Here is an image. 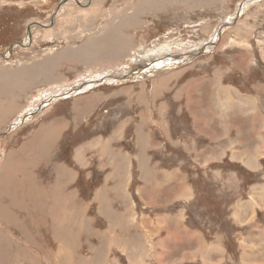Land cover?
<instances>
[{"label":"rangeland","instance_id":"obj_1","mask_svg":"<svg viewBox=\"0 0 264 264\" xmlns=\"http://www.w3.org/2000/svg\"><path fill=\"white\" fill-rule=\"evenodd\" d=\"M95 92L120 98L56 147L39 134ZM0 105V165L33 166L49 216L0 228V264H264V0H0ZM62 170L76 210H54Z\"/></svg>","mask_w":264,"mask_h":264},{"label":"crops","instance_id":"obj_2","mask_svg":"<svg viewBox=\"0 0 264 264\" xmlns=\"http://www.w3.org/2000/svg\"><path fill=\"white\" fill-rule=\"evenodd\" d=\"M152 72L153 71H150L151 74ZM95 82H101V81L96 80ZM121 94L122 92H120L118 95ZM89 97L90 98L81 99L80 102H76V101L66 102L67 99H62L56 101L54 104L51 103L50 104L51 107L48 106L47 112L45 113L43 112L40 115V117H43L44 115L50 113L51 111H53L55 116L51 117L50 120L47 121L46 125L39 126L40 134L43 132V130L46 127H49V129L55 131L54 133L56 136L55 139L53 140L54 142H51V144L55 145L59 142L61 143L63 134H65L67 131L71 129L74 130L77 129L78 127L79 129L83 128L86 119L90 118V116L92 117L100 114V112L104 108H109L110 104L113 101H116L120 98L117 96V94L112 96L111 93L109 94V92H104V93L95 92L90 94ZM62 102L67 108L64 113H60L62 110L58 106ZM91 112L93 114L88 116ZM58 128L59 130H57ZM41 129L43 130L41 131ZM45 142L47 145L48 142L47 141ZM17 145L18 146L17 147L14 146L12 150H18V149L32 150V148L34 147V144L30 141L29 143H25L24 146H22L23 148H21L22 143ZM67 145L68 144H66L64 147L67 148L68 147ZM56 146L57 145H55L54 147ZM20 152L21 150L16 154V156L18 154L20 155ZM119 156L121 157L122 155ZM123 160L124 159H122L121 162L122 165L124 166L125 162ZM23 163L25 164V166ZM112 165L114 164H110V166ZM32 169H33L32 165L26 164L24 160L18 159L17 157L15 159L14 158L4 159L2 164L0 165V228H8L9 230V228L20 229V228H26L37 225L38 223H34V222L37 218L41 216V210H44L45 213L40 218L42 217H44L45 219L49 218V216L46 214V211L48 210V195H47L46 187L42 185L44 180L41 179L42 177H39L40 179V183H39L36 177H33ZM63 174L65 177L66 174L67 177L69 176L68 175L69 172L66 170H63ZM70 181L71 180H69V182ZM55 186H56V189H54L55 195L54 193L51 194V196L54 195L53 197L57 200L55 202L57 205L54 210H56L57 212H61V211L63 212V206L65 205V201H68L72 206L73 199L71 197L73 195H70L68 197H63V188H64L63 177H61L60 182L58 178L55 179ZM96 198L99 201L98 202L99 205L102 204L104 199V191H100L97 194ZM178 201H182V199ZM75 208L76 207L74 201V206H72L69 209L76 210ZM64 210H65V206H64ZM103 210H108V209L104 207ZM174 215L175 214L159 216V217H165L163 219L161 218V220L159 218V220L161 222L167 223L166 227L170 229L167 237L161 240L162 243H164L163 240L168 239L170 235H172V238L174 236L173 235L174 233L173 227L175 226L174 218L168 219ZM58 216H60L59 213H57L56 218H58ZM70 221L72 224L76 223L75 214L73 215L70 214ZM54 226L57 227L58 225L55 224ZM25 233L28 234L26 231ZM160 255L161 254L159 253H154L153 256H151L150 258L151 262H149L147 259L145 260L143 259L145 262H141V264H151V263L153 264L152 259H155V257L162 260L164 259L168 260L163 263H167V264H171L172 262H173L172 264L176 263L175 261L177 260V258L175 256V253L171 252L170 250L167 251L165 250L162 258H160Z\"/></svg>","mask_w":264,"mask_h":264},{"label":"bare ground","instance_id":"obj_3","mask_svg":"<svg viewBox=\"0 0 264 264\" xmlns=\"http://www.w3.org/2000/svg\"><path fill=\"white\" fill-rule=\"evenodd\" d=\"M123 22V21H122ZM109 26V25H108ZM116 26V25H115ZM113 27V26H112ZM103 39L104 38H108V40L110 41V40H112V39H114L115 37L114 36H109V37H102ZM126 38V37H125ZM92 40V39H91ZM104 41V40H103ZM122 41H123V39H121V38H118L117 39V42L115 43V44H118L117 46H116V49L118 48V51H119V56L118 57H116L115 56V58H118V59H126L127 57H126V55H125V52L126 51H128V49L125 51L124 50V47L125 46H127L128 45V43L126 42V41H123V43H125V44H127V45H123L122 44ZM95 42V41H94ZM111 42V41H110ZM94 44H96V43H94ZM93 44V45H94ZM114 44V45H115ZM107 45L108 46H106V45H104L103 44V42H101V43H99V44H96L95 46H90V47H86L85 48V50H84V52H82V50H81V52H79V53H77L75 56H77V57H81V55L83 54H85V55H87V57H91V56H93V55H104L105 56V54H106V52H107V50L109 49L108 47H113V46H111L110 45V43L107 41ZM119 46V47H118ZM127 47H129V46H127ZM89 48V49H88ZM111 49V48H110ZM159 51V50H158ZM162 51V50H161ZM115 53V52H114ZM113 54V53H112ZM116 54V53H115ZM151 55H156V54H154V53H152V54H145L144 56H143V59H139L140 60V62H141V64L146 60L147 61V59L148 58H151ZM160 55V54H159ZM163 55V54H162ZM162 55H160V57L162 56ZM168 55V54H167ZM174 55V54H173ZM103 56V57H104ZM106 56H107V54H106ZM165 56V55H164ZM114 57V56H113ZM110 58H112L111 56L109 57V59ZM129 58V57H128ZM135 58V56L134 57H132V59H134ZM140 58H141V56H140ZM165 58V57H164ZM159 59V58H158ZM163 59V58H162ZM130 61H132V60H130ZM166 61V60H165ZM38 64H40V63H38ZM136 64V63H135ZM138 64V63H137ZM158 64H160V66L161 65H164V63H162L161 64V62L159 61V63ZM133 65H134V63H133ZM138 66V65H137ZM158 67V66H157ZM148 71H153L151 68L148 70ZM23 72V71H22ZM156 72H158V71H156ZM153 73V72H152ZM25 77V76H24ZM21 80V79H20ZM19 80V81H20ZM26 80V79H25ZM22 81V80H21ZM28 85H30V84H28ZM26 87V86H25ZM12 88V87H11ZM226 92H227V90H226ZM52 96V95H51ZM10 99H8L7 101H6V103H4L3 105H4V107H5V114H6V112H8L9 110H11L12 109V106H13V104L14 103H12V100H14V98H13V95L11 94L10 95ZM100 97V96H99ZM39 99H41V98H39ZM65 99V98H64ZM37 100V99H36ZM3 111V107H1V105H0V115L2 116V118H3V116L5 115V114H3V113H1ZM14 111V110H13ZM47 111V110H46ZM15 112V111H14ZM10 113V112H9ZM12 113V112H11ZM10 113V114H11ZM10 116V115H9ZM32 118V117H31ZM1 123V122H0ZM18 124V123H17ZM45 128V127H44ZM48 128V127H47ZM46 129V128H45ZM53 129V128H52ZM43 129H41V131H42ZM44 132H45V130H43ZM50 131V130H49ZM48 131V132H49ZM47 132V131H46ZM51 132V131H50ZM53 132H55L54 130H53ZM52 132V134L54 135V133ZM39 133V132H38ZM37 133V134H38ZM40 134V133H39ZM50 134V133H49ZM57 135V134H56ZM37 136V135H36ZM43 136V135H42ZM46 137H47V135H46ZM45 137V138H46ZM54 137V136H53ZM36 138H39V137H36ZM40 139V138H39ZM46 140V139H45ZM44 140V141H45ZM47 141H48V139H47ZM49 141H51V140H49ZM54 142V141H53ZM49 143V142H48ZM50 144V143H49ZM44 146V145H43ZM41 147V146H40ZM38 148V147H37ZM43 148V147H42ZM45 149V148H44ZM39 152L42 150L41 148H39V149H37ZM81 151V150H80ZM79 153V152H78ZM39 155V154H38ZM44 155H46V154H44ZM80 155V154H79ZM40 159V158H39ZM124 163V162H123ZM58 172V171H57ZM65 174V173H64ZM64 174H63V170L61 171V175H63V179L64 178H66L67 179V174H66V177L64 176ZM69 176H68V180H71V179H73V175L69 172V174H68ZM3 177V176H2ZM58 178L60 179L61 178V176H58ZM29 179V178H28ZM58 179V180H59ZM3 181V180H2ZM51 202V201H50ZM68 202V201H67ZM66 201H65V204L67 203ZM53 204L55 203V202H52ZM52 204V206H54ZM56 203H55V206L54 207H56ZM65 206V205H64ZM60 207H61V205H60ZM59 207V208H60ZM76 209V208H75ZM73 215V214H72Z\"/></svg>","mask_w":264,"mask_h":264},{"label":"water","instance_id":"obj_4","mask_svg":"<svg viewBox=\"0 0 264 264\" xmlns=\"http://www.w3.org/2000/svg\"><path fill=\"white\" fill-rule=\"evenodd\" d=\"M221 28H222V26L219 29H221Z\"/></svg>","mask_w":264,"mask_h":264}]
</instances>
